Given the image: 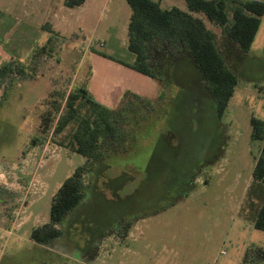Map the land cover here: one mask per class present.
Here are the masks:
<instances>
[{
    "label": "rangeland",
    "instance_id": "obj_1",
    "mask_svg": "<svg viewBox=\"0 0 264 264\" xmlns=\"http://www.w3.org/2000/svg\"><path fill=\"white\" fill-rule=\"evenodd\" d=\"M162 6L187 8L185 0ZM131 14L127 0L71 8L64 0H0V67H14L0 88V264H264L256 251L264 230L254 225L261 203L249 195L263 145L251 118L264 120V17L247 55L205 18L239 78L218 117L193 62L167 66V96L157 102L165 83L92 51L133 63ZM82 87L123 111L125 137L90 165L60 144L72 126L48 136L41 127L43 114ZM148 95L154 106L142 100ZM82 165L79 220L65 219L62 236L36 243L31 231L50 221L53 196ZM124 218L128 228L114 227Z\"/></svg>",
    "mask_w": 264,
    "mask_h": 264
},
{
    "label": "trees",
    "instance_id": "obj_2",
    "mask_svg": "<svg viewBox=\"0 0 264 264\" xmlns=\"http://www.w3.org/2000/svg\"><path fill=\"white\" fill-rule=\"evenodd\" d=\"M64 1L71 8L82 5L86 0ZM185 1L186 9L179 6L164 8L162 0H127L132 9L128 48L136 55L133 63L116 60L95 48L92 51L165 83L157 102L167 96V66L178 60L193 62L200 74L199 81L212 95L217 116L221 117L234 95L239 78L217 44V33L207 26L205 18L220 26L223 35L247 55L264 16V0ZM13 71L11 62L0 67V88L3 80ZM131 94L127 92L124 98ZM132 96L139 98L135 94ZM64 97V108L60 110L56 107L55 114L51 111L43 114L41 127L44 135L48 136L50 132L61 134L72 126L68 142L60 144L83 155L89 165L91 162H104L108 142L125 137V132L117 124V115L123 114V111L97 102L87 87L70 91ZM84 99L87 101L85 106L88 105L86 110L81 106ZM142 100L149 106L156 103L150 99ZM251 124L253 137L263 141V145L253 170L254 182L249 195L261 203L256 209L254 225L264 230V120L254 116ZM89 165L77 167L59 187L50 205V221L33 228L30 234L33 241L48 244L63 235L60 224L85 197L83 176ZM256 251L261 252L264 259V249Z\"/></svg>",
    "mask_w": 264,
    "mask_h": 264
},
{
    "label": "flooded vegetation",
    "instance_id": "obj_3",
    "mask_svg": "<svg viewBox=\"0 0 264 264\" xmlns=\"http://www.w3.org/2000/svg\"><path fill=\"white\" fill-rule=\"evenodd\" d=\"M83 205H84V201L82 200L81 201V203L77 206V207H75L66 217H65V219H67V218H74L76 221L77 220H79V217H80V211L82 210V207H83ZM76 210L79 212V214H78V212L76 213ZM64 219V220H65ZM130 220V219H129ZM129 220H125V218L124 219H122V220H120L119 221V223H115V225H114V227H116V228H118L119 226H120V229L122 228V227H126L127 226V228L129 227L128 225H129V223L131 222V220L129 221ZM127 222V223H126ZM123 224H125V225H123Z\"/></svg>",
    "mask_w": 264,
    "mask_h": 264
},
{
    "label": "crops",
    "instance_id": "obj_4",
    "mask_svg": "<svg viewBox=\"0 0 264 264\" xmlns=\"http://www.w3.org/2000/svg\"><path fill=\"white\" fill-rule=\"evenodd\" d=\"M264 17V16H263ZM263 17H262V22H261V24L263 23ZM105 57V56H104ZM111 59V58H110ZM112 60V59H111ZM116 61V60H115ZM126 66V65H125ZM126 67H128V66H126ZM129 69H131V70H134V69H132V68H130V67H128ZM136 71V70H135ZM88 88V87H87ZM88 90H89V93H90V89L88 88ZM145 90V89H144ZM131 92V91H130ZM138 92V91H137ZM127 93V92H126ZM126 93H124V95L126 94ZM139 93V92H138ZM135 95H137V94H135ZM148 98H146V99H149V98H154V97H152V95H148L147 96ZM122 100V99H121ZM98 102V101H97ZM100 103V102H99ZM101 104H103V103H101ZM104 105V104H103ZM106 106V105H105ZM107 107H109V106H107ZM109 108H111V107H109ZM111 109H114V108H111ZM116 109V108H115Z\"/></svg>",
    "mask_w": 264,
    "mask_h": 264
}]
</instances>
